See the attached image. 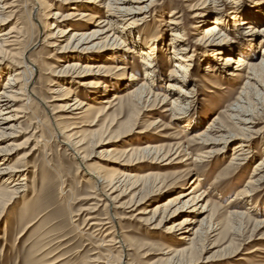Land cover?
<instances>
[{
  "label": "rangeland",
  "instance_id": "obj_1",
  "mask_svg": "<svg viewBox=\"0 0 264 264\" xmlns=\"http://www.w3.org/2000/svg\"><path fill=\"white\" fill-rule=\"evenodd\" d=\"M244 1L239 0V3ZM5 2H8L6 12L10 17L0 22V34L13 28L16 32L12 36L19 35L21 38L18 46L9 49H12V53L28 50L27 55L38 67L30 85L31 101L19 102V106L24 104L25 109L22 113L25 116L19 120L20 133L16 137L0 140V147L10 142L19 145L8 156V162L26 163L28 178L25 194L9 205L5 201L11 185L4 184L5 191L0 199V264H122L124 260L127 264H264V167L259 175H254L259 161H264V72L258 70L259 80H252V84H247L245 76L233 79L232 76L226 78L225 75L221 77L205 73L209 60H205L203 54L208 51L196 41L200 33L197 29L198 19L192 17L195 13L192 9L200 2L153 0L146 8L147 17L135 28V34L143 40L154 33L160 35L162 39L159 44L162 49L166 48L158 56L156 82L146 77V63L144 65L136 53L130 54L132 44L123 48L122 59L115 55L111 60H102L109 67L118 63L125 67L117 72L118 79L114 84L109 82L114 89L119 86V90H125V87L130 90L133 82L141 85L148 81L154 91L168 95L164 104L150 101L146 103L150 105L146 110L143 108L146 105H140L134 114L131 106L121 112L118 105L107 113L91 111L75 114L78 111L72 112L71 107L67 108L69 105L66 107L65 101L54 100L55 97L67 96L65 93H52V90L59 88L58 83L70 87V91L77 94L80 100L87 101H92L94 93L103 90V87L95 89L80 85L70 77H66L65 81L58 80L54 75L55 70L66 67L65 63L71 58L66 56L59 60L60 53L54 46L48 45L53 40H46V33L40 25L43 24L44 12H41L43 16L40 21L32 14L36 0ZM51 3L53 11L59 8L58 4ZM227 4L230 15L228 0ZM251 5L247 1L244 9L251 10ZM89 8L92 7L82 6L79 10L93 12L96 19L92 23L79 21L80 17L77 16L67 20L60 29H65L68 24L70 29L80 33L95 29L98 19L105 12L102 8ZM175 10L178 11L176 17L181 15L180 31L186 38L181 41L187 44L189 54L194 57L187 65L190 81L184 84V88L193 89L194 94L189 98L185 112L178 116L165 111L171 107L172 98L178 93V90L168 87V83L173 82L170 72L176 69L174 65L178 61V54L171 52L173 46L170 44L173 41L171 32H175V29L167 25L168 20L175 18L172 15ZM60 11L67 14L74 10L64 5ZM262 23L264 25V20ZM241 30L246 31L244 28ZM245 36L248 37L247 34ZM237 39L236 33L231 31L227 47L231 46L230 43L235 46ZM68 40L69 36L59 37L58 42L64 45ZM261 40L256 38L255 46H251L245 38V47L255 56L250 57L241 49L249 61L261 59L260 53L264 48V42L260 46ZM241 45L238 44L243 48ZM16 48L18 50H13ZM103 49L98 46L93 51H84L81 56L86 59L81 56L74 58L78 57L81 63L91 62L92 59V62H101L100 56L105 52ZM3 59L0 64V92L8 73L14 69L10 54ZM225 72L229 76V71ZM131 74H135L139 80L131 79ZM83 78L91 80L94 76ZM114 92L103 97H110ZM237 102L239 106L241 104L240 110L250 113L257 122L251 128L252 137L245 140L250 157L243 164L234 159L235 145L241 141L240 137H233L221 145L210 143L207 137L194 138L195 134L205 131L215 120L217 126L238 132V120L232 118L234 112L230 110ZM72 133L76 134L68 139L81 141L77 149L81 151L82 159L61 142L67 141L68 134ZM209 134L210 138L214 137ZM190 137L194 139L193 143L189 141ZM147 144L161 147L162 150L172 149L173 162L166 164L167 160L153 161L152 157L139 153L137 155L140 158H147L128 168L115 165L119 150L129 151ZM111 149L113 153L108 152ZM23 155L25 157L21 160ZM201 155L211 157L205 158V162H196L195 159ZM81 161L96 168L100 176L113 175L118 171L136 174L137 187L132 194L127 191V194L118 195L120 190L113 194L118 200L116 205L122 204L124 209H109L106 206L107 201L101 197L100 186L83 170ZM5 179V176H0V185ZM192 188H196L194 195L199 198H191L186 207L173 212L176 207L173 202H183L191 197L193 194H184ZM204 191L208 195L202 199ZM180 194L183 196L180 197ZM207 201L206 209H203ZM133 202L136 204L130 206ZM26 209L29 210L24 211ZM234 210L239 213L246 210L248 213L241 219L230 214ZM109 213L125 216L121 225H116L132 248L127 256L118 245L109 241L111 235L107 233L110 229L104 230L106 227L100 225L106 222ZM188 214L196 220L189 224L203 226V232L193 249L175 255L173 249L182 250L189 245L182 238L187 233L186 228L176 230Z\"/></svg>",
  "mask_w": 264,
  "mask_h": 264
},
{
  "label": "bare ground",
  "instance_id": "obj_2",
  "mask_svg": "<svg viewBox=\"0 0 264 264\" xmlns=\"http://www.w3.org/2000/svg\"><path fill=\"white\" fill-rule=\"evenodd\" d=\"M5 1L6 0H0V22L10 17V15H8V12H6V8H8L9 5L8 2ZM191 1L194 0H185V2L187 3H191ZM198 1L200 2L199 5L196 6L195 9H191L195 12L192 17L198 19L197 29L200 33L196 41H199L208 51L207 53L203 54L205 60H209L208 65L205 66V73H212V75L221 77L225 75L226 78L232 76L231 78L233 79L245 76L248 80L247 84H252V80H259L258 77L260 73L258 70L264 72V48H262L263 51L260 53V55H262L260 60L252 61L250 59L249 61L248 58L244 56V54L250 55V57L255 56L250 52L248 48H246L247 46L245 47L244 40L245 38H247L251 46H255L256 38L262 39L260 42V46L261 43L264 42V25L262 23V21L264 20V0H247L248 2L252 3L251 10L249 11L244 9L247 2L246 0L243 3H239V0H228V2H230V15H228L227 12V9H229L227 0ZM51 2H54L55 5L58 4L57 6L59 8L53 11V3ZM151 3H153V0H36L35 5L33 6L32 14H34V17L35 19H37V21H40V19L42 20L41 15L43 16L41 12H44L45 17L43 19V22H41L43 24H39L43 28L42 30H44L46 33V40H53L49 41L48 45H52V47L54 46L57 52L60 53V55L58 56L59 60H61V58H65L66 56L68 58H71L68 60L69 62L65 63L66 67L64 66L60 70H55L54 75L58 77L57 79H64L65 81L67 79L66 77H70L75 79L74 82L79 83L80 85H88L89 87L95 89L100 86L101 88L103 87V90H101L102 92L98 91L94 93L92 101L95 102H92L87 101V99L80 100L77 94H73L70 91V87L65 86V84L58 83L57 86H59V88H57L56 90H52V93H65L64 95L67 96L55 97L54 100L65 101L67 103L66 107L67 105H69L67 108L71 107L72 112L78 111V113L75 114H83L91 111H97L99 114L107 113L108 111L114 109L117 105L121 107V112H123L125 108L131 106L132 114H134L137 110H139L140 105H146V103H149L150 101L155 103L161 102L164 104L169 98L168 95H161L160 93L154 91L148 81H145L141 85H137V83L133 82L134 85L131 86L130 90L126 87L125 90H119V86L115 88V90L112 85L109 84V82L111 84H114L117 81L116 79H118L117 72L121 69H124L125 67L124 65H121L119 63L118 65L115 64L109 67L106 62L102 61L103 59L111 60V58H113V56L115 55L122 59V52H124L123 48L129 47V45L132 44L133 46H130L129 50L130 54L136 53L140 57L141 62L144 63V65L146 63V77L156 82L157 75L155 74V70L158 67V56L161 50L166 51V48L163 47L162 49V46H160L161 44H159L162 38L160 35H155L154 33L152 37L143 40L142 38H140V36L138 37L135 34V28L140 23L145 21L144 18H146L148 14L146 8ZM64 5L70 7V9L74 11L67 12V14L62 13L60 10L62 7H64ZM82 6L92 7L89 8V10L96 8L104 9L105 15L98 19V22L94 27L95 29H90L91 31H81L80 33L77 30L70 29L69 24L65 29H60V27L68 22L67 20L77 16L80 17V19H78L79 21L85 20L89 21L90 23H92V20L96 19V15L93 12L80 11L79 9ZM176 13H178L177 10H175L172 15H175ZM140 17L141 19H139ZM180 17L181 15H178L177 17L175 15V18H171L167 23L168 26L172 25L171 27L169 26L170 29H175V32H171V36L173 37V41L170 43L173 46V50L171 52L175 55L178 54V61L174 65L176 69L172 70L171 72L169 71L173 75V82L168 83V87H173L174 89H176V91L178 90V93L175 97L172 98V102L170 103L171 107L165 109V111H171L174 116H178V114H182L183 112H185L187 104L189 103V98L194 94L193 89L190 90L184 88V84H188L190 81L188 79L189 69L187 65H189V62H191L194 57H192L193 54H189L187 44H184V41H181L182 39L185 40L186 38L183 36L185 34H182L180 31ZM239 18L242 19L238 23ZM114 23L116 24V26L113 27ZM245 24H247V27H244ZM241 28L246 29V31L243 32ZM231 31H234L236 33L238 39L237 41H235V46H233V43H230L231 46L228 48L227 44L230 41L228 39L230 38ZM14 32L16 31L13 28H10L8 30L2 31V33L0 34V58H2L0 60V64L4 60L3 57H6L10 54V60L14 67L12 72L8 73L7 81L4 83L3 89H1L0 92V140L8 137H16L20 133L19 129L21 126L19 125V120L21 117L25 116L22 115V113L25 112V109H23L24 104L19 106V102L31 101L32 98L29 91L30 85L32 83V80L35 78L34 74L38 67L36 62H33L27 55L28 50H24L21 53L20 50L16 48L13 50L18 51L12 53V49H9L10 47L15 48V46H18V42L21 38V36L19 35L12 36V33ZM246 34L248 35V37L245 36ZM65 36H69V40L65 42L64 45H62L58 42V39L59 37L65 38ZM56 42H58L59 44H56ZM239 43L242 44L241 46L243 48H240V46H238ZM98 46L104 48L102 51H105L103 52L102 56H100L101 62H92V59L91 62L89 61L87 63H81L80 59H77L81 56V54L85 53L84 51H90L91 49L93 51L97 49ZM241 49H244V54L241 53ZM3 53H5V56H3ZM74 56L78 57L74 58ZM81 57L83 59H86L84 56ZM226 70L229 71V76L228 73L225 72ZM87 75H92L94 76V78L91 80H87L84 78L82 79V77H86ZM131 75V79L139 80V77H137L135 74ZM222 89L224 90V88ZM112 92L114 93L110 97H103L108 96V94ZM95 103L100 105L97 106ZM147 106L148 105L143 107L145 108L144 110H146L150 105L148 107ZM240 106L239 102H237L234 108H230V110L234 112L232 118L238 120L236 121L238 132L227 129V127L225 128L224 126H217V121L215 120L209 127L205 129V131L195 134L194 138L207 137L210 139V143H219L221 145L226 144V142L231 140L233 137H240L241 141L235 145L236 156L234 157V159L239 160V164H243L250 157L248 150L249 148H245L247 146V141L245 143V140L252 137L251 132L253 131H251V128H253L257 124V122L250 113L242 112V109L240 110ZM188 125H191V123H189ZM209 129L210 131H207ZM209 133L213 134L214 137L210 138ZM74 134L76 133L68 134L67 139ZM193 140L194 139L192 137L189 138V141L192 143L194 142ZM74 141L68 139L67 141L62 140L61 142L66 145L67 148L69 147L73 151L74 155H76V157L82 159L83 157H81L80 155L81 151L77 149V144L81 141ZM18 148L19 145L14 142L8 143V145L5 147H0V176L6 177V181L1 182L0 185V199L2 198V192L5 191L4 184L11 185L8 188L9 190L7 199L5 201L6 205H9L11 202L22 197V195L25 194L28 189V185L26 182L28 178L27 173H25L27 171L26 163L22 162L20 164H10L8 162V156ZM128 150L129 151H118L119 155L114 160V162L116 163L115 165H118L122 168H128L132 164L144 161L147 157L140 158L139 155H137L139 153H143L142 155L152 157L154 159L153 161L161 160L162 162L164 160H167L166 164H170L174 159L172 158V149L162 150L161 147L152 146L151 144H147V146L142 148ZM217 151H221V149ZM108 152L113 153L114 150L111 149ZM24 155L21 156L20 159L24 158ZM201 156H198L195 161L201 163L206 161L205 158L211 157V155ZM81 165L83 167V170L86 171L89 177H91L95 181L96 185L98 184V186H100L101 197H104V200L107 201L106 206H108L109 209H124V205H116L118 200L116 201V197L113 196V194L117 193V191L119 190L120 192L118 195L127 194V191L130 193L133 192L137 187L136 174L129 172L126 173V171H118L113 175L100 176L98 175V172L95 171L96 168L87 166L82 161ZM263 167L264 161L260 160L257 164V170L254 172V175H259L263 170ZM150 174L152 173L150 172ZM196 188H192L189 192L184 194H193L188 199L184 200L183 202L182 200L173 202V206H176L173 212L186 207L190 203L191 198H199L197 195H194V191ZM135 194L136 193H134V195ZM202 195H204L202 199H205L208 193H205L204 191ZM182 196L183 194H180V197ZM131 204L132 205L130 206H133L136 203L133 202ZM207 204L208 201L204 204L203 209H206ZM230 205H232L231 202ZM28 210L26 209L24 211ZM246 213H248V211L246 210H243L242 213L237 212V210L230 212L231 215L238 216L241 219L245 218L244 216H246ZM188 215L189 216L183 219L176 230L180 231L181 229L186 228L187 233H185L182 238L189 242V245L182 250L173 249L175 255H179L180 253L182 254L189 249H193L195 244L197 243V239L201 237L203 232V226L200 225L194 227L193 225L189 224L192 222H196V220H193V218L195 217H192L191 214ZM106 219V222L100 224L101 227H106V229L104 230L110 229V231H108L109 233H107L108 235H111L109 241L113 242V244L115 245H118V248L122 249V251H124L127 256V252L129 250H132V248H130L131 246L130 244H128L123 231L119 230V228L117 229V225H121V220L125 219V216H117L116 214L114 215L109 213V216H107ZM200 224L204 225V222L200 221ZM122 264H127V262L124 260Z\"/></svg>",
  "mask_w": 264,
  "mask_h": 264
}]
</instances>
